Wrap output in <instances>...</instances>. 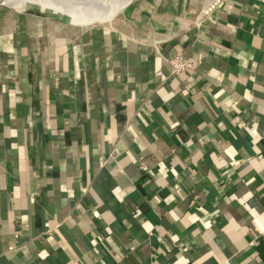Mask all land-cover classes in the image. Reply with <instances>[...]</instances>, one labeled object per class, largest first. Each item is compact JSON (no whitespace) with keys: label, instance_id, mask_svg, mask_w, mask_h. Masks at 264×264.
<instances>
[{"label":"crops","instance_id":"crops-1","mask_svg":"<svg viewBox=\"0 0 264 264\" xmlns=\"http://www.w3.org/2000/svg\"><path fill=\"white\" fill-rule=\"evenodd\" d=\"M206 1L0 6V264H264V0Z\"/></svg>","mask_w":264,"mask_h":264},{"label":"bare ground","instance_id":"bare-ground-1","mask_svg":"<svg viewBox=\"0 0 264 264\" xmlns=\"http://www.w3.org/2000/svg\"><path fill=\"white\" fill-rule=\"evenodd\" d=\"M130 0H0L2 7L17 13L43 11L72 26H85L111 17Z\"/></svg>","mask_w":264,"mask_h":264},{"label":"built area","instance_id":"built-area-1","mask_svg":"<svg viewBox=\"0 0 264 264\" xmlns=\"http://www.w3.org/2000/svg\"><path fill=\"white\" fill-rule=\"evenodd\" d=\"M218 1L219 0H207L205 3H203L198 14L193 20V25L196 27L199 26L203 20V17L207 16L214 9ZM161 58L162 61L167 65L169 75L171 76H177L185 71H190L193 69L192 64L181 55L176 54L169 57L161 56ZM235 120L238 121V118H235ZM139 169L142 172L147 170V168L144 166H141Z\"/></svg>","mask_w":264,"mask_h":264},{"label":"water","instance_id":"water-1","mask_svg":"<svg viewBox=\"0 0 264 264\" xmlns=\"http://www.w3.org/2000/svg\"><path fill=\"white\" fill-rule=\"evenodd\" d=\"M133 0H130L123 8H121L120 10H118L117 12H115L108 20L106 21H101V22H95L86 26H72L69 24H66L62 21H58L56 19H54L52 16H50L49 14L43 12V11H39V10H35V9H26L24 10V14L30 15L32 17H34L35 19L38 20H42V21H50L62 26H66V27H70V28H76V29H85L88 27H92L95 25H100V24H107L109 23L111 20H113L117 15H119L120 13L124 12L131 4H132ZM1 6V4H0Z\"/></svg>","mask_w":264,"mask_h":264},{"label":"rangeland","instance_id":"rangeland-1","mask_svg":"<svg viewBox=\"0 0 264 264\" xmlns=\"http://www.w3.org/2000/svg\"><path fill=\"white\" fill-rule=\"evenodd\" d=\"M101 21H102V20H101ZM101 21H100V22H101Z\"/></svg>","mask_w":264,"mask_h":264}]
</instances>
